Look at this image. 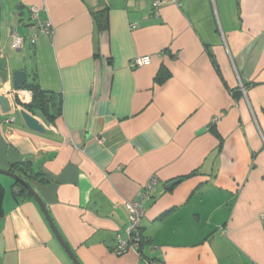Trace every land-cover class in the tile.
Returning a JSON list of instances; mask_svg holds the SVG:
<instances>
[{
	"label": "crops",
	"instance_id": "crops-1",
	"mask_svg": "<svg viewBox=\"0 0 264 264\" xmlns=\"http://www.w3.org/2000/svg\"><path fill=\"white\" fill-rule=\"evenodd\" d=\"M0 3V94L12 101L0 109V169L43 175L28 184L79 264H264V0H181L157 15L150 0ZM138 57L151 62L134 67ZM14 70L50 95L53 118L34 115L44 134L18 114L32 97L13 90ZM151 178L147 244L117 257L126 204ZM0 182V264H73L33 198Z\"/></svg>",
	"mask_w": 264,
	"mask_h": 264
},
{
	"label": "built area",
	"instance_id": "built-area-1",
	"mask_svg": "<svg viewBox=\"0 0 264 264\" xmlns=\"http://www.w3.org/2000/svg\"><path fill=\"white\" fill-rule=\"evenodd\" d=\"M181 0H150L152 13L157 15L159 9L166 3H172L178 5ZM29 18L33 23V26L38 32L48 33L50 30L49 23L42 24L39 20L38 10L35 7H31L29 10ZM134 28V26H132ZM11 48L13 50H19L23 45L24 38L18 35L16 30L11 32ZM35 43V36L29 40V44ZM151 62L149 57H138L133 61L134 67L144 66ZM157 183L156 178H151L143 187L141 193L136 199L129 201L126 204L128 212V221L124 228L123 235L118 234L115 241V248L113 254L117 257L123 256L129 252H136L139 255V245L141 242L140 223L144 215V205L148 201L154 190V186ZM144 264H161V262L146 259Z\"/></svg>",
	"mask_w": 264,
	"mask_h": 264
},
{
	"label": "water",
	"instance_id": "water-1",
	"mask_svg": "<svg viewBox=\"0 0 264 264\" xmlns=\"http://www.w3.org/2000/svg\"><path fill=\"white\" fill-rule=\"evenodd\" d=\"M1 18H2V7H1V3H0V28H1ZM0 37H1V34H0ZM11 79H12L13 90L19 91L22 89L23 85L26 84L27 74L23 70H14L11 74ZM0 109H1L2 113H4V114H10L12 111V101L5 94H0ZM18 114H19L21 120L23 121L25 127L28 130L36 132V133H40V134L45 133V130H44L42 124L35 118L34 115L29 114L25 110H19ZM0 175L12 178L14 180V182L19 187L26 190L31 195L33 200L37 203L38 207L40 208L45 220L47 221V224H48L52 234L54 235L55 239L57 240V242L59 243V245L61 246V248L65 252V254L68 256V258L71 260V262L73 264H79L78 261L76 260L75 256H74V254L72 253V251L67 247V245L65 244V242L63 241V239L61 238L59 233L57 232L53 222L51 221V219L49 218V216L47 214L45 206L43 205L40 198L34 193L31 186L24 179H22L21 177H19L16 174H13L9 170L0 169ZM176 183H177V181H173V182L169 183V185L167 186V189H170ZM18 186L14 187V194H18L20 191Z\"/></svg>",
	"mask_w": 264,
	"mask_h": 264
},
{
	"label": "trees",
	"instance_id": "trees-1",
	"mask_svg": "<svg viewBox=\"0 0 264 264\" xmlns=\"http://www.w3.org/2000/svg\"><path fill=\"white\" fill-rule=\"evenodd\" d=\"M107 9H103L101 11H97L93 13L95 22L99 30H105L107 28V18H106ZM166 77L162 70H160L157 81L162 83ZM21 90L29 91L31 93V102L25 106V109L29 111L32 115H36L37 113L42 114L43 116H47L52 119L53 117L49 116V110H46L50 103V95L45 92L39 90L38 85L34 82H29L23 85ZM13 174L18 175L22 179H24L27 183L28 181H39L45 182L43 175L34 170L32 164L30 163H19L12 166L9 169ZM18 186L15 182H13V188ZM19 187V186H18ZM20 191L17 194V197L22 200L31 199V195L21 187H19ZM3 197H4V188L0 182V219L3 217ZM152 197V196H151ZM151 199V198H150ZM140 234H141V242L139 245V253L141 252V248L147 244V239L141 233V225H140Z\"/></svg>",
	"mask_w": 264,
	"mask_h": 264
},
{
	"label": "rangeland",
	"instance_id": "rangeland-1",
	"mask_svg": "<svg viewBox=\"0 0 264 264\" xmlns=\"http://www.w3.org/2000/svg\"><path fill=\"white\" fill-rule=\"evenodd\" d=\"M5 8V7H4ZM0 178H5V179H8V180H11L12 182H14V180L10 177H7V176H1L0 175ZM11 192L14 194V188L11 189Z\"/></svg>",
	"mask_w": 264,
	"mask_h": 264
}]
</instances>
